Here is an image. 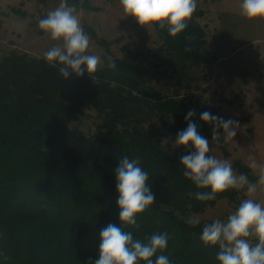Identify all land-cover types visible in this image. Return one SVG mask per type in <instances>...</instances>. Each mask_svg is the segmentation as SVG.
I'll return each instance as SVG.
<instances>
[{"label":"trees","instance_id":"16d2710c","mask_svg":"<svg viewBox=\"0 0 264 264\" xmlns=\"http://www.w3.org/2000/svg\"><path fill=\"white\" fill-rule=\"evenodd\" d=\"M68 3L78 10L94 8L87 0ZM14 10L26 15L20 8ZM203 14L198 6L187 28L175 37L167 25H156L162 41L155 51L129 48L120 56L111 45L122 36L108 40L85 24V31L105 49V66L91 76L84 65L82 77L69 70L65 79L43 55L26 50L2 56L0 264H94L101 230L109 224L145 243L151 235L167 232L168 247L158 251L154 261L166 255L170 264H220L219 245L205 246L200 238L203 226L215 220L189 226L185 219L221 198L240 203V190L229 189L215 200L195 199L196 192L211 189L197 188L182 174L180 158L194 147L174 146L177 133L188 126L185 117L194 110L191 120L201 134L228 152L223 138L212 141L213 125L200 114L208 111L228 118L218 106L205 102L202 92H195L193 82L203 64L218 60L197 19ZM189 36L195 39L189 41ZM186 45L192 51H185ZM107 56L113 58L115 69L107 67ZM162 74L170 81L152 82ZM89 109L96 113L93 132L79 123ZM125 156L140 160L157 197L137 215L136 225L119 218L115 168ZM234 166L250 175V167L240 160Z\"/></svg>","mask_w":264,"mask_h":264},{"label":"clouds","instance_id":"9594fccd","mask_svg":"<svg viewBox=\"0 0 264 264\" xmlns=\"http://www.w3.org/2000/svg\"><path fill=\"white\" fill-rule=\"evenodd\" d=\"M125 14L133 16L142 26H168L172 37L183 32L193 18L198 7V0H119ZM241 15L249 20L264 19V0H242ZM38 27L58 41L44 53V58L51 67L58 68L65 79L70 77V71L82 77L87 67L91 76L102 69L105 64L99 55L90 54L91 37L85 31L76 5L68 0H60L59 5L50 10L45 17L38 20ZM189 41L194 36L187 37ZM185 51H192L190 45ZM107 67L115 69L116 64L111 56H107ZM194 110H189L185 120L186 129L177 133L174 146L191 145L195 151L181 156L184 165L183 176L190 179L197 188L211 191L196 192L195 199L199 201L215 200L217 194L229 189L246 190L249 198L243 199L238 208L232 212L226 222L219 219L205 224L201 240L205 246L219 245L220 251L216 259L220 264H264V203L257 202L253 197L260 186H264V165L257 164L254 159L250 167L258 169V180L252 182L247 175H237L232 163L227 159H219L209 155L211 148L209 140L201 134L196 123L191 118ZM200 119L212 127V141H219L220 129H223L224 142L229 143L237 134L239 122L231 118L213 115L205 111ZM117 190L119 192V218L125 224L136 225L137 215L143 213L152 205L157 197L147 181L149 175L140 167L139 159L130 160L127 156L119 160L115 168ZM193 195V194H189ZM41 207H46L42 205ZM189 226L200 224V218L190 215L185 219ZM99 258L94 264H170L166 255L152 259L158 251L163 252L168 247L170 236L167 232L156 233L147 242L134 240L130 232L123 231L114 224H109L101 230ZM258 242L253 244L250 238Z\"/></svg>","mask_w":264,"mask_h":264},{"label":"rangeland","instance_id":"374dc122","mask_svg":"<svg viewBox=\"0 0 264 264\" xmlns=\"http://www.w3.org/2000/svg\"><path fill=\"white\" fill-rule=\"evenodd\" d=\"M94 8L78 10L83 27H95L98 36L108 40L122 36L120 42L111 45L112 52L120 56L124 49H144L153 52L162 41L161 34L154 26H142L133 16H127L119 0H87ZM60 0H0V59L8 52L26 50L32 55H43L58 43L38 27V20L55 9ZM242 0H198L204 14L197 19L204 25L211 49L218 57L217 62L203 64L198 77L193 81L204 94V101L218 106L226 118L239 122L236 136L226 143L227 151L220 143L210 142V155L227 159L236 174H245L234 166L240 160L250 167L252 159L264 165V19L249 20L241 15ZM20 8L26 15L16 12ZM7 14L4 15L3 13ZM91 37L90 54L104 60V47ZM204 77H203V76ZM169 76L162 74L152 82L163 85ZM228 100L233 102L229 103ZM89 109L79 122L86 132L96 130V113ZM224 139L223 129H220ZM247 177L258 180V169L250 167ZM249 198L246 190H240V203ZM264 203V186L251 197ZM240 203L228 198L219 199L205 211L194 213L200 220L227 221ZM250 242L258 241L253 237Z\"/></svg>","mask_w":264,"mask_h":264}]
</instances>
